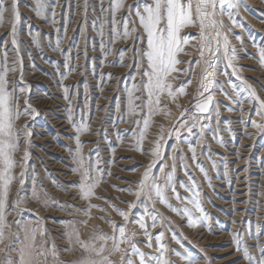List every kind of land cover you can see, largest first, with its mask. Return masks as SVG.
Instances as JSON below:
<instances>
[{
  "label": "snow or ice",
  "instance_id": "obj_1",
  "mask_svg": "<svg viewBox=\"0 0 264 264\" xmlns=\"http://www.w3.org/2000/svg\"><path fill=\"white\" fill-rule=\"evenodd\" d=\"M98 4L101 16L92 22V29L100 37L99 48L105 59L112 55L111 46L115 43L128 40L133 42L129 57L132 63L125 65L128 50L121 49L118 60L112 64L135 69L127 76L124 89L127 93V116L131 118L133 125L131 130H125V132L135 141V150L145 151L143 143L154 123V116L162 112L166 117L171 116L168 105L161 104L163 97L166 96L172 103H175L177 109L182 110L171 127L166 128L163 124L160 125L156 139L151 142L153 147L147 150L150 154L149 163L144 166L139 181L133 182L135 188H117V191L127 192L136 198L132 202L122 201L127 204V209H121L107 198L96 195L95 189L103 181L105 170L99 167L98 150L95 162L84 155L80 136L91 131L87 119L82 116L81 121L77 123L73 120L72 108H68V120L76 133L73 137L76 143L73 156L76 167L73 172L80 177L79 183L74 184L73 187L78 188L80 197L88 202L87 208L80 211L89 219L93 208L108 213V209L91 203L92 198L95 197L103 199L109 208L123 220V224H117L115 220L101 217L111 225L112 232L104 233L94 228L87 240L81 239L80 229L77 226L78 224L87 226V219L58 221L65 228V236L69 244H78L86 253L93 254L95 257L85 258L73 264H117V261L111 259L114 255L119 258L118 264H177L176 260L171 259L173 255L185 264H199L193 253L184 247L183 241L186 238L182 233L178 235L174 230L171 232V240L179 245V248H170L164 242L166 234L163 228L167 224L171 230V221L156 208V204H162L178 216L186 218V223L191 228L207 223L209 216L203 206L200 186L190 172L188 157L182 154L183 150L180 145H188L187 151L191 154V161L204 174L205 179H209L207 170L197 161V149L206 146V136L209 132L212 133V139L217 144L226 147L224 138L219 134L220 105L223 101L217 99L218 95H222L231 103L240 105L242 113L245 112L243 104L253 105L254 115L259 119H253L245 114L241 123L245 127L250 125L256 129L257 134L264 136V97H261L257 89L241 75V71L235 64L238 59L237 50L229 39V33H231L237 41L243 44L241 35L234 33L233 28L244 27L238 19L239 9L244 4V0H133L132 4H128L127 0H109L107 7H105V0H98ZM58 6L59 0H56L55 4H50V0H34V11L38 18L45 19L47 9L52 8L51 22L54 25L57 15L55 8ZM88 7L89 0H84L85 14ZM244 7L247 8V5L244 4ZM9 10L12 17L10 44L11 50L15 53L11 64L7 47L9 41H0V245H2L0 253L3 254L0 256V264H64L59 258L56 245L54 243L49 245L47 241L48 233L43 219L38 216L35 220L23 218L25 212H31L30 209L24 207L28 199L39 200L45 207L49 206V200L46 190H42V185L38 184L34 175L31 177L30 197L27 194L21 195L27 175V161L30 158L28 147L32 132L27 124L18 129L15 122L22 115L35 119L40 113L31 105L28 98L25 99L22 109L19 106V96L30 92V85L22 84L21 86L23 59L20 56L19 47L21 43L18 32V25L21 21L19 0H11L10 5L6 3V0H0V25L3 24L5 13ZM122 12L124 15L120 16ZM224 17L228 18L230 25L224 22ZM188 28H197L198 34L192 35L184 32ZM59 31L58 28L57 32ZM86 32L87 24L85 23L82 29L86 42L85 57H87L88 39ZM109 32L111 38L105 41L104 37ZM64 33L66 36L67 25H65ZM32 40L39 46L37 35H33ZM193 41L195 43H192ZM62 42V38L58 37L54 50L64 55L60 47ZM188 46L198 53L194 61H183L179 58L181 54L191 55L187 51ZM253 46L257 47L259 63L264 67V44L256 45L253 41ZM70 62V56H66L64 67L67 72L60 74L62 80L67 79L68 75L74 71L70 67ZM180 64L187 66L178 68L177 65ZM196 68L200 69L198 77L195 76ZM17 72L20 73L19 82L21 83L9 89V73ZM177 73L187 75L188 79L174 87L173 81L179 78V75H175ZM112 75V73L104 74L102 81L110 79ZM219 75L225 77L224 81L217 79ZM193 79L196 80V92L189 106L184 107L177 100L178 97L188 94L187 88L192 85ZM101 90H103L102 84ZM64 93L65 99L71 100L67 86L64 87ZM85 104L87 106V97ZM226 110L234 111L230 106H226ZM213 119L216 123L215 128L212 127ZM120 122L126 121L121 118ZM225 123L230 122L225 121ZM226 130L232 131L231 127ZM245 135L251 136L252 134L245 132ZM192 136L198 138L196 143L190 142L189 138ZM169 140L175 141L168 157L171 164L165 158V148L168 147ZM22 141L26 147L23 156L18 161L15 154ZM69 151L71 152L72 149ZM17 167L21 168L18 175L14 171ZM178 168L183 170L185 176L188 177L186 182H177ZM107 175L111 173L107 172ZM15 181H18L20 188L17 189L15 198L10 202L11 190ZM57 187L59 188L60 185ZM179 189H183L188 195L182 196ZM63 190L67 191V189ZM172 198L179 202V207L170 202ZM138 206H142V212L138 218H132L133 210ZM61 208L66 210L65 205H61ZM12 212L16 213L17 219L9 221L8 217ZM130 224L138 225L142 232L137 233L129 227ZM158 226L161 231L154 235L150 229ZM249 228L251 229V222H249ZM137 235L145 238L143 241L145 247L155 248V251H144L139 246ZM233 235L236 250L242 254L248 264H264V244L255 245L259 252L257 259L244 239L237 233ZM261 235H264V225L257 223L255 239L259 241ZM12 253H15V256L11 255Z\"/></svg>",
  "mask_w": 264,
  "mask_h": 264
},
{
  "label": "rangeland",
  "instance_id": "obj_2",
  "mask_svg": "<svg viewBox=\"0 0 264 264\" xmlns=\"http://www.w3.org/2000/svg\"><path fill=\"white\" fill-rule=\"evenodd\" d=\"M6 3L10 5L11 0H6ZM55 3L56 0H50V4ZM108 3L109 0H105V7ZM127 3L132 4L133 0H127ZM244 4L240 6L238 17L244 27L233 28L234 33L241 35L243 44L237 41L231 33H229V39L237 50L238 59L235 64L241 71V75L257 89L261 97H264V67L259 63L257 47L253 46V41L256 45L264 44V0H244ZM19 11L21 21L18 25V32L21 41L20 56L23 59V82H19V72L9 73L8 87L11 89L17 83H21V86L22 84L30 85V92L19 96V106L22 109L25 99L28 98L31 105L40 113L35 119L22 115L15 122L18 129L27 124L32 132L28 147L30 158L27 161V175L21 195L27 194L30 197L31 177L34 175L38 184L42 185V190H46L49 200V206L45 207L39 200L28 199L24 207L30 209L31 212H25L23 218L33 220L37 216L42 218L48 233L49 245L52 243L56 245L59 258L64 264H73L85 258L95 257L93 254L86 253L78 244H69L65 236V228L58 221L87 219V226L77 225L81 239L87 240L94 228L104 233L112 232L111 225L101 217L115 220L117 224H123V220L109 208L103 199L95 197L92 198L91 203L108 209V213L93 208L89 219L80 211L87 208L88 202L80 197L78 188L73 187L74 184L79 183L80 177L73 172L76 167L73 159L76 143L73 137L76 133L68 120V108H72L73 120L77 123L81 121L82 116L87 119L91 131L80 136L84 155L95 162L98 150L99 167L105 170L103 181L95 189L96 195L107 198L121 209H127V204L122 201L132 202L136 198L127 192L117 191V188H135L133 182L139 181L144 166L149 163L150 154L147 150L153 147L151 142L156 139L160 125L163 124L166 128L171 127L182 109H177L175 103H172L166 96L163 97L161 104L168 105L171 116L166 117L163 112L154 116V123L143 143L145 151L135 150V141L125 132V130H131L133 125L131 118L127 116V93L124 91L126 78L135 69L112 64L118 60L121 49L128 50L125 65L132 63L129 58L132 52V40L119 41L112 45V55L105 59L99 48L100 37L92 29V22L101 16L98 0H89L86 14L84 0H59V6L55 8L57 13L55 25L51 22V7L47 9L45 19L36 16L34 0H19ZM123 15V12L120 13V16ZM11 20L9 10L5 13L3 24L0 25V41H9L7 47L10 64L15 58L10 44ZM224 22L231 24L227 17H224ZM85 23L88 38L87 57L84 55L85 36L82 35ZM65 25H67L66 36ZM58 28L59 32H57ZM184 32L197 35L198 29L188 28ZM33 35H37L39 46L33 43ZM58 37L63 40L60 47L64 55L54 50ZM110 38L111 33L109 32L104 39L107 41ZM187 51L191 55L181 54L179 58L183 61H194L198 55L196 50L188 46ZM66 56H70V67L74 71L68 75L67 79L62 80L60 74L67 72L64 67ZM186 66L185 64L177 65L178 68ZM107 73H112V77L102 81V76ZM175 75H179V78L173 81L174 87L188 79L187 75L179 73ZM199 75L200 69L196 68L195 76ZM217 79L224 81L225 77L219 75ZM232 79L235 81L234 77ZM101 84L103 90H101ZM65 86L68 88L71 100L65 99ZM228 90L231 91V89ZM195 92L196 80L193 79L192 85L187 88L188 94L178 97L177 102L184 107L189 106ZM217 99L223 101L220 105L219 134L224 138L226 147L217 144L212 139V133L209 132L206 136V146L197 149V161L207 170L209 179H205L204 174L191 161V154L187 151L188 145H180L183 150L182 154L188 157L190 172L200 186L203 206L209 216L207 223L191 228L186 223V218L178 216L164 205L157 203L156 208L171 221V230L167 224L163 228L166 234L164 242L170 248H179V245L171 240V232L174 230L178 235L182 233L186 238L183 241L184 247L193 253L199 264H248L242 254L236 250L233 233L239 234L244 239L249 250L258 259L259 252L255 245L264 244V235L260 236L259 241L255 239L256 224L264 225V136L257 134L256 129L250 125L245 127L241 123L245 114L253 119H259L254 115L253 105L243 104L245 112L242 113L240 105L225 100L222 95H218ZM226 106L232 107L234 111H227ZM121 118L126 122H120ZM225 121L230 123H225ZM215 126V119H213L212 127L215 128ZM229 127L232 129L231 132L226 130ZM245 132L252 135H245ZM189 139L191 143H196L198 138L192 136ZM174 143V140H169L168 147L165 148V158L169 164L171 160L168 157ZM25 147L22 141L15 154L18 161L23 156ZM69 149L72 151L70 152ZM14 171L18 175L21 168L17 167ZM107 172L111 175H107ZM176 180L177 182L188 180L180 168L177 170ZM57 185L60 187L58 188ZM18 188L20 185L18 181H15L11 190L10 202L15 198ZM179 191L182 196L188 195L183 189ZM170 202L177 207L180 206L174 198ZM61 205H65L66 210L62 209ZM140 212H142V206L133 210L132 218H138ZM15 219H17L16 213L12 212L8 220L14 221ZM249 222H251V229ZM129 227L137 233L142 232L138 225L130 224ZM150 230L155 235L161 231V228L158 226ZM136 239L144 251H155V248L145 247L143 243L145 238L142 235H137ZM11 255L15 256V253ZM0 256L3 254L0 253ZM111 259L117 261L118 264V256L114 255ZM171 259L176 260L177 264H185L174 255Z\"/></svg>",
  "mask_w": 264,
  "mask_h": 264
}]
</instances>
